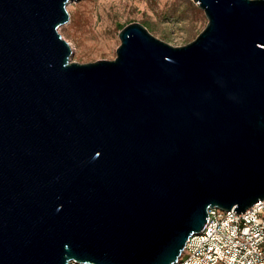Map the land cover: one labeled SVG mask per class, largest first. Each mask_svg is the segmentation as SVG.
<instances>
[{"label": "water", "instance_id": "1", "mask_svg": "<svg viewBox=\"0 0 264 264\" xmlns=\"http://www.w3.org/2000/svg\"><path fill=\"white\" fill-rule=\"evenodd\" d=\"M78 0H0V264H175L207 211L264 201V0H193L173 47L141 24L79 64Z\"/></svg>", "mask_w": 264, "mask_h": 264}, {"label": "rangeland", "instance_id": "2", "mask_svg": "<svg viewBox=\"0 0 264 264\" xmlns=\"http://www.w3.org/2000/svg\"><path fill=\"white\" fill-rule=\"evenodd\" d=\"M69 21L58 33L69 44L71 61H111L122 28L138 23L157 40L184 46L203 31L207 19L193 0H78L66 6Z\"/></svg>", "mask_w": 264, "mask_h": 264}, {"label": "built area", "instance_id": "3", "mask_svg": "<svg viewBox=\"0 0 264 264\" xmlns=\"http://www.w3.org/2000/svg\"><path fill=\"white\" fill-rule=\"evenodd\" d=\"M175 264H264V201L240 214L209 209Z\"/></svg>", "mask_w": 264, "mask_h": 264}]
</instances>
